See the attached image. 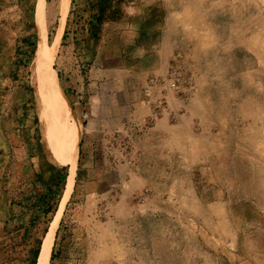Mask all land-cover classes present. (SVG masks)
Masks as SVG:
<instances>
[{
  "label": "rangeland",
  "instance_id": "obj_1",
  "mask_svg": "<svg viewBox=\"0 0 264 264\" xmlns=\"http://www.w3.org/2000/svg\"><path fill=\"white\" fill-rule=\"evenodd\" d=\"M40 2L0 0V264H30L53 225L48 264H230L238 234L250 256L264 228V0H43L42 23ZM42 33L56 151L74 168L43 136ZM103 38L117 68L92 62L86 43ZM100 91L158 99L141 122L136 99L99 118L76 106Z\"/></svg>",
  "mask_w": 264,
  "mask_h": 264
},
{
  "label": "crops",
  "instance_id": "obj_2",
  "mask_svg": "<svg viewBox=\"0 0 264 264\" xmlns=\"http://www.w3.org/2000/svg\"><path fill=\"white\" fill-rule=\"evenodd\" d=\"M107 42H108L107 38H103L102 41H99L98 43L96 42L95 44L91 40H89L88 43H86V46H88L89 50L91 52H93L90 55L91 59H93L92 60L93 63H95L96 65H101L102 69H105L106 67H108L109 69L117 68V65L120 64L118 62V59H112L111 56H109V55L107 56L104 53L105 50H108L107 49L108 46H106V48H105V43H107ZM147 70H149V68H147ZM152 83L154 85L157 84L155 81H152ZM94 85H95V83H92V84H89L88 87L93 89ZM145 88H150V89H145ZM151 89H153V88L149 87V86H146V87L143 86L142 90H144V91L148 90L149 91L148 96H149L152 93ZM125 96H127V97H125ZM81 98L82 97L79 95L76 96L77 100H81ZM123 99H125V101L127 103H129L128 100L133 102L136 99L137 102L135 104V107L138 110H141V117H140V122H141L144 119L148 118V116L152 115V103L157 102L158 96L152 94L149 99L144 100L142 98L141 94L135 99H133V96H129V95L124 94ZM123 99H120L119 95L115 96V95L100 91L99 93L88 94L87 98H86V100L88 101L87 104L82 105L81 102L80 103L76 102V106L79 105L80 107H83V110L85 109L84 107H87L88 112L89 111L90 112L96 111V114L98 112L96 118H99L100 114L102 113L103 108L105 107V104L107 102L110 103V107H116L117 108L118 102H120ZM128 106H130V104ZM87 116H89V114H87ZM76 125H77L76 123L75 124L71 123L73 138H75L78 141L79 130H78V126H76ZM223 225H224L223 228L225 230L224 234H226V231H228L229 228L225 225V222L223 223ZM257 233H259V234L263 233L264 234V228L259 226L258 228H256V230H253L250 232V235H251L250 236L251 238H249V242H250L249 244L250 245L246 246L247 250L250 252V256H248V257H244L242 255L243 253L241 250V248H242L241 242L244 243V240H245L244 237L240 234H238L236 236L237 241H238V252L236 253V255L230 254L232 259H227V261L230 264H264V241H262V239H264V237L262 239L260 238V240H259ZM256 242H258V243H256Z\"/></svg>",
  "mask_w": 264,
  "mask_h": 264
},
{
  "label": "bare ground",
  "instance_id": "obj_3",
  "mask_svg": "<svg viewBox=\"0 0 264 264\" xmlns=\"http://www.w3.org/2000/svg\"><path fill=\"white\" fill-rule=\"evenodd\" d=\"M64 6L66 5V0H63ZM40 2V23H42V12ZM61 3V2H60ZM63 7V6H62ZM57 41V40H56ZM54 48V47H53ZM52 53V51H51ZM52 56L47 50L45 45V38L42 33V37L39 40L37 58L34 63V77L36 84V97L37 104L39 108V119L44 130V139L46 141L47 147L52 155V158L57 163L64 165L69 164L74 168V160L68 152L63 154H58L55 145L63 146V139L58 124V114L60 110V99L54 83V80L48 72H46V65L48 60ZM73 171V170H72ZM70 188V187H69ZM53 225L43 242L42 252L38 259L37 264H48L49 252L51 247V237L54 232Z\"/></svg>",
  "mask_w": 264,
  "mask_h": 264
},
{
  "label": "trees",
  "instance_id": "obj_4",
  "mask_svg": "<svg viewBox=\"0 0 264 264\" xmlns=\"http://www.w3.org/2000/svg\"><path fill=\"white\" fill-rule=\"evenodd\" d=\"M100 8H101V6H100ZM102 16H103V10L98 9V14L93 15L91 17V22L88 23V25H89V29H88L89 38H91V39L96 38V36H97L96 27H95V25H93V21H100ZM51 209H52V207L48 206L47 212H50ZM39 251H40V246L33 252V258H32V261L30 264H36V261H37L38 255H39Z\"/></svg>",
  "mask_w": 264,
  "mask_h": 264
},
{
  "label": "built area",
  "instance_id": "obj_5",
  "mask_svg": "<svg viewBox=\"0 0 264 264\" xmlns=\"http://www.w3.org/2000/svg\"><path fill=\"white\" fill-rule=\"evenodd\" d=\"M144 94L148 96L149 91H148V90H145V91H144Z\"/></svg>",
  "mask_w": 264,
  "mask_h": 264
},
{
  "label": "water",
  "instance_id": "obj_6",
  "mask_svg": "<svg viewBox=\"0 0 264 264\" xmlns=\"http://www.w3.org/2000/svg\"><path fill=\"white\" fill-rule=\"evenodd\" d=\"M47 234V233H46ZM40 253H41V250H40V252H39V255H40ZM39 257V256H38Z\"/></svg>",
  "mask_w": 264,
  "mask_h": 264
}]
</instances>
